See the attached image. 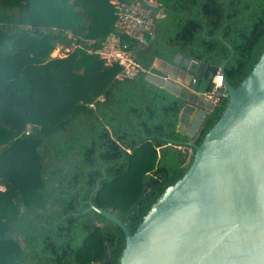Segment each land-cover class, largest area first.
I'll return each mask as SVG.
<instances>
[{
    "label": "trees",
    "instance_id": "trees-1",
    "mask_svg": "<svg viewBox=\"0 0 264 264\" xmlns=\"http://www.w3.org/2000/svg\"><path fill=\"white\" fill-rule=\"evenodd\" d=\"M113 1L0 0V264H119L124 232L89 201L133 234L228 102L181 134L187 102L147 79L154 62L227 60L236 87L264 51V0H117L152 10L146 45L116 28ZM111 34L145 71L121 78L96 53Z\"/></svg>",
    "mask_w": 264,
    "mask_h": 264
},
{
    "label": "water",
    "instance_id": "water-1",
    "mask_svg": "<svg viewBox=\"0 0 264 264\" xmlns=\"http://www.w3.org/2000/svg\"><path fill=\"white\" fill-rule=\"evenodd\" d=\"M226 63L186 72L157 59L149 70L148 80L187 102L177 130L190 138L215 107L205 93L217 72L228 102L202 143L188 142L195 148L189 169L133 234L89 201L124 232L119 264H264V51L236 87L225 78Z\"/></svg>",
    "mask_w": 264,
    "mask_h": 264
},
{
    "label": "built area",
    "instance_id": "built-area-1",
    "mask_svg": "<svg viewBox=\"0 0 264 264\" xmlns=\"http://www.w3.org/2000/svg\"><path fill=\"white\" fill-rule=\"evenodd\" d=\"M144 2L148 5L156 6L154 0H144ZM113 5L117 16L116 28L134 38L139 44L146 45L148 43L146 36L153 35L152 10L145 9L141 2L123 3L115 0ZM96 53L108 64H119L122 68V72L119 75L121 78H132L137 72L145 71L133 60L127 45L121 43L120 36L117 34L109 35L102 48ZM224 85V76L217 72L210 89L205 93V100L212 102L214 105L218 104L221 96H225ZM91 106L93 105L91 104ZM3 189L0 186V190Z\"/></svg>",
    "mask_w": 264,
    "mask_h": 264
},
{
    "label": "rangeland",
    "instance_id": "rangeland-1",
    "mask_svg": "<svg viewBox=\"0 0 264 264\" xmlns=\"http://www.w3.org/2000/svg\"><path fill=\"white\" fill-rule=\"evenodd\" d=\"M64 53L62 51H60V49H57L54 53H53V56L56 57V56H63Z\"/></svg>",
    "mask_w": 264,
    "mask_h": 264
},
{
    "label": "crops",
    "instance_id": "crops-1",
    "mask_svg": "<svg viewBox=\"0 0 264 264\" xmlns=\"http://www.w3.org/2000/svg\"><path fill=\"white\" fill-rule=\"evenodd\" d=\"M174 86V85H173Z\"/></svg>",
    "mask_w": 264,
    "mask_h": 264
}]
</instances>
